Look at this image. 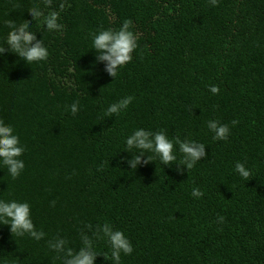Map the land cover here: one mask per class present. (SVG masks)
Here are the masks:
<instances>
[{"label": "trees", "instance_id": "16d2710c", "mask_svg": "<svg viewBox=\"0 0 264 264\" xmlns=\"http://www.w3.org/2000/svg\"><path fill=\"white\" fill-rule=\"evenodd\" d=\"M63 2L60 32L32 21L46 60L0 57V118L25 146L18 177L0 170V198L29 201L46 233L36 241L0 224V260L62 264L48 239L59 233L77 249L85 224L108 222L133 245L121 264H264V0ZM37 3L0 0V44L10 30L5 21L31 20ZM125 19L138 48L114 78L94 63L91 33ZM127 95L134 99L126 110L105 115ZM209 120L229 125L226 140L213 139ZM137 127L197 140L207 155L178 172L177 145L170 165L154 157L131 169L121 157L131 156L125 137ZM237 161L250 169L247 179ZM194 187L203 196L193 197ZM95 244L108 252L104 239ZM95 264L111 261L99 255Z\"/></svg>", "mask_w": 264, "mask_h": 264}, {"label": "clouds", "instance_id": "9594fccd", "mask_svg": "<svg viewBox=\"0 0 264 264\" xmlns=\"http://www.w3.org/2000/svg\"><path fill=\"white\" fill-rule=\"evenodd\" d=\"M54 0H40V3L31 7V20L16 24L13 20L5 23L9 26V32L0 44V57L5 52L18 54L26 61L40 62L49 56V51L42 38H37L36 32L31 30L32 21L39 20L49 31L60 32L64 25L60 23L61 11L65 3L59 4V9L52 8ZM212 5L217 0H210ZM131 20L125 19L122 24L114 28H101L91 33L92 48L96 50L94 63L104 64V71L111 77L116 78L120 68L133 59V52L138 48V36L131 28ZM7 46V47H6ZM209 90L215 94L219 92L217 85H210ZM134 97L127 95L118 101L111 103L105 109V115H119L126 110ZM71 113L75 115L79 111V101L73 102L70 106ZM233 125L238 121L233 120ZM207 127L213 132V139L226 140L230 128L228 124H222L218 120L207 121ZM182 154L180 162L177 163L176 171L182 172L184 168L191 169L196 162L206 157V144L193 139L181 140L178 137L169 138L166 130L153 131L144 127H137L125 137V150L131 154L130 157H121L131 169H136L141 164H148L158 157L162 165H170L177 160V149ZM25 152V146L21 143L20 136L15 127L0 118V170L6 169L8 175L13 179L18 177L25 168V162L21 158ZM148 153H153L150 156ZM235 171L247 179L251 172L245 163L237 161ZM193 197L203 196L199 187L192 189ZM55 202L53 201V204ZM223 217H219L223 221ZM0 224L10 226V231L16 236L25 235L40 241L45 238L46 233L42 228H37L32 217V205L27 200L3 199L0 198ZM96 239H104L108 245V252L101 253L96 250ZM81 246L77 249L69 247V241L57 233L47 240V246L53 250L62 260V264H95L99 255H103L111 264H121V255H129L133 252V245L129 238L120 229L114 228L111 223L85 224L80 231ZM0 264H9L7 260H0Z\"/></svg>", "mask_w": 264, "mask_h": 264}]
</instances>
